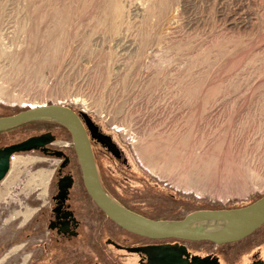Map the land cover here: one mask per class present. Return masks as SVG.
Returning a JSON list of instances; mask_svg holds the SVG:
<instances>
[{
    "label": "rangeland",
    "instance_id": "1",
    "mask_svg": "<svg viewBox=\"0 0 264 264\" xmlns=\"http://www.w3.org/2000/svg\"><path fill=\"white\" fill-rule=\"evenodd\" d=\"M44 104L111 135L130 165L112 182L139 213L245 205L264 194V0H0V115ZM46 129L58 148L68 141L31 122L0 145ZM16 154L0 181V256L45 202L58 161ZM134 257L109 247L110 264Z\"/></svg>",
    "mask_w": 264,
    "mask_h": 264
},
{
    "label": "flooded vegetation",
    "instance_id": "2",
    "mask_svg": "<svg viewBox=\"0 0 264 264\" xmlns=\"http://www.w3.org/2000/svg\"><path fill=\"white\" fill-rule=\"evenodd\" d=\"M74 111L88 136L103 191L116 203L147 217L134 210L128 204L132 201L131 195L123 193L122 187L118 188L112 182L116 171L124 178H130L127 173L130 165L122 150L111 135L103 131L87 114L85 117L82 112ZM39 122L64 129L68 141L58 148L55 146L56 135L48 129L17 141L43 135L45 143L42 146L20 154L31 152L58 161H50L46 165L53 170L55 180L47 185L45 202L30 222L22 223L25 226L18 232L15 238L17 241L8 240L10 242L6 244L0 262L6 254V264H110L111 247L120 256L135 255L132 264H264V224L242 240L221 245L176 238L148 239L118 227L86 192L69 132L55 122ZM17 142L0 145V149ZM111 160L114 164L106 162ZM76 205L81 206V210H77ZM33 234L37 238L31 248L27 240ZM127 238L135 242L127 244ZM127 248H137L138 251H128ZM111 261L125 264L124 259L120 258Z\"/></svg>",
    "mask_w": 264,
    "mask_h": 264
},
{
    "label": "water",
    "instance_id": "3",
    "mask_svg": "<svg viewBox=\"0 0 264 264\" xmlns=\"http://www.w3.org/2000/svg\"><path fill=\"white\" fill-rule=\"evenodd\" d=\"M82 116L86 117V114L82 112ZM36 121L55 122L69 132L86 192L113 223L127 232L148 239L176 238L221 245L242 240L264 224V194L242 206L199 209L179 219H150L139 215L116 203L103 191L85 128L78 114L69 106L44 104L0 115V132ZM43 138V135L31 137L1 148L0 181L9 171L10 155L42 146L45 143ZM127 250L138 251L137 248Z\"/></svg>",
    "mask_w": 264,
    "mask_h": 264
},
{
    "label": "bare ground",
    "instance_id": "4",
    "mask_svg": "<svg viewBox=\"0 0 264 264\" xmlns=\"http://www.w3.org/2000/svg\"><path fill=\"white\" fill-rule=\"evenodd\" d=\"M12 155V154H11ZM10 155V156H11ZM13 155L15 156L13 160H10L9 157V161H10V165L12 164L13 166H15L16 163L21 162V160H16L15 158L18 157L16 153H13ZM20 157V156H19ZM50 173L49 172H45V171H39V173L37 174V177L39 178V181L42 182L44 184V180L47 178V176H49Z\"/></svg>",
    "mask_w": 264,
    "mask_h": 264
},
{
    "label": "trees",
    "instance_id": "5",
    "mask_svg": "<svg viewBox=\"0 0 264 264\" xmlns=\"http://www.w3.org/2000/svg\"><path fill=\"white\" fill-rule=\"evenodd\" d=\"M36 122H38V121H36ZM28 123H31V122H28ZM28 123H24V124H28ZM24 124L17 125V126H15V127H13V128H10V129L5 130V131H9V130L15 129L16 127L23 126ZM2 132H4V131H2ZM0 133H1V132H0Z\"/></svg>",
    "mask_w": 264,
    "mask_h": 264
},
{
    "label": "built area",
    "instance_id": "6",
    "mask_svg": "<svg viewBox=\"0 0 264 264\" xmlns=\"http://www.w3.org/2000/svg\"><path fill=\"white\" fill-rule=\"evenodd\" d=\"M14 157H15V156L12 154V155L10 156V160H13Z\"/></svg>",
    "mask_w": 264,
    "mask_h": 264
}]
</instances>
